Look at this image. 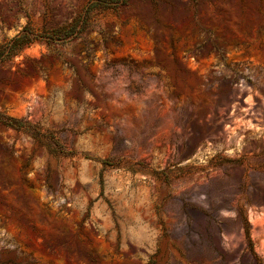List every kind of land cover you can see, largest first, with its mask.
<instances>
[{"label":"rangeland","instance_id":"obj_1","mask_svg":"<svg viewBox=\"0 0 264 264\" xmlns=\"http://www.w3.org/2000/svg\"><path fill=\"white\" fill-rule=\"evenodd\" d=\"M33 69L39 109L15 87ZM186 121L211 133L194 145ZM251 213L264 0H0V264H264Z\"/></svg>","mask_w":264,"mask_h":264},{"label":"bare ground","instance_id":"obj_2","mask_svg":"<svg viewBox=\"0 0 264 264\" xmlns=\"http://www.w3.org/2000/svg\"><path fill=\"white\" fill-rule=\"evenodd\" d=\"M176 30L182 34V36H188L189 33L193 30L194 26L190 23L187 22H180L175 24ZM161 29H165L168 33L171 32V28L167 25H162L160 27ZM231 35V34H230ZM230 35L229 34H224V40L227 41V39H230ZM235 36H239V37H243L242 34L238 33ZM187 38H184L183 40H186ZM226 43V42H225ZM228 49H230V47H227ZM182 49V48H181ZM182 51V50H181ZM236 60H240V59H236ZM182 68H181V73L183 75V77L188 78L190 72L195 73L196 71V65L194 63L187 65L186 61L183 59L182 60ZM189 66V67H188ZM207 65H202L199 70L200 73L203 72V69L206 67ZM188 68L191 70H188ZM197 77L199 78V80L201 82H205V78L197 75ZM16 89L18 90V97L23 101L26 100L28 98L35 100V108L39 109L43 106V95L45 93V89L42 85L41 80L39 79V75L38 72L35 71L34 69L32 70V76L30 77H22L20 82H18L17 84H15ZM191 95V92H190ZM190 95L188 91H185L182 99H183V103L186 105L190 106ZM198 118L200 120H202L203 122L211 125L212 127L216 128L220 126V122H224L226 123V125L229 127L230 130H232V132H236V128L235 125H232L227 117H226V113L224 109H220L219 110V115L215 114V112L213 113V111L211 110V108H203L199 114H198ZM255 121L257 122L255 125L259 128L262 126L263 123V119L262 116L260 118L256 117ZM207 125V126H209ZM210 127V126H209ZM182 134H183V138L186 139L188 138V141H191L194 145H198L199 143H201V141L204 140V138L209 135L211 132L208 131L207 128L205 127H200L197 123L192 122V121H186L182 123ZM227 142V141H226ZM231 142V141H230ZM227 144H229V142H227ZM249 168V165L246 164L242 169H237L235 170V174L231 173V178L234 180H239L242 176H245V171L246 169ZM219 176V175H218ZM222 176V174L220 175ZM221 178V177H220ZM236 183V181H235ZM231 192L235 194H237L235 189H231ZM237 196V195H236ZM251 219H253V224H254V228L252 231V234L254 236V238L256 239V237H258L259 235H262V237H264V214L261 215V217H257L255 216V214L251 213ZM237 231L239 234V237L237 239V241H241L244 240L245 237V233H244V226L242 225V221L240 220L238 225H237ZM260 237V236H259ZM245 242V241H244ZM256 242L258 243V247L256 248L257 251L264 256V240L262 241L261 239L257 240ZM245 246V245H244Z\"/></svg>","mask_w":264,"mask_h":264},{"label":"trees","instance_id":"obj_3","mask_svg":"<svg viewBox=\"0 0 264 264\" xmlns=\"http://www.w3.org/2000/svg\"><path fill=\"white\" fill-rule=\"evenodd\" d=\"M19 39H20V37L18 36V37L15 38V41H18ZM23 44H24V43H23Z\"/></svg>","mask_w":264,"mask_h":264}]
</instances>
